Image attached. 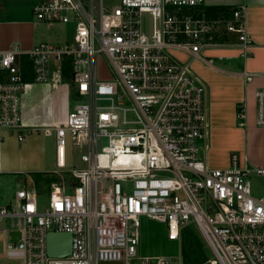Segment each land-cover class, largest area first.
I'll use <instances>...</instances> for the list:
<instances>
[{
  "label": "built area",
  "instance_id": "built-area-1",
  "mask_svg": "<svg viewBox=\"0 0 264 264\" xmlns=\"http://www.w3.org/2000/svg\"><path fill=\"white\" fill-rule=\"evenodd\" d=\"M105 1L97 10L96 0H40L37 19L74 21V43H42L28 53L0 50V130H13L20 142L33 134L53 137L57 145L48 207L42 209L37 191L20 190L14 205L0 208V237L4 220H20V237L9 243L7 258L22 264H188L183 255H139L143 220L150 219L166 224L174 240L198 228L214 257L193 264H264V195L254 194L251 180L264 178V167L248 166L237 152L228 167L210 164L207 89L184 59L201 58L222 23L193 18L191 11L206 0ZM245 10L239 6L224 24L239 35L244 57L252 49ZM146 13L154 19L151 35L142 27ZM25 54L35 83L48 82L50 56L71 61L80 103L65 125L23 126ZM237 118L247 119L244 102ZM256 125L264 128V89L256 91ZM73 155L86 169L71 168ZM50 232L72 235L69 256L48 255Z\"/></svg>",
  "mask_w": 264,
  "mask_h": 264
},
{
  "label": "crops",
  "instance_id": "crops-1",
  "mask_svg": "<svg viewBox=\"0 0 264 264\" xmlns=\"http://www.w3.org/2000/svg\"><path fill=\"white\" fill-rule=\"evenodd\" d=\"M39 1L0 0L1 51L17 47L28 53L42 43L53 46L69 44L53 43L57 38L52 34L55 28L65 24L38 20L34 8ZM243 4L246 7L245 31L252 41V49L246 57L242 54L238 35L228 32L224 26ZM191 15L210 23L221 22L223 27L219 35L228 36L222 43L205 47L201 58L184 57L207 89L213 141L209 162L215 168L228 167L231 153L237 152L248 166L264 167V128L256 125V91L264 89V0H206L202 7L191 11ZM231 36L236 38L233 40ZM21 63L23 70L24 64L30 63L31 66L26 54L21 56ZM105 71L102 68L103 77L108 76ZM26 78L29 84L22 96L23 126L64 125L72 113V96L76 97L74 86L63 83L62 73V80L35 83L30 69V76ZM242 102L247 108L244 122L237 118L238 106ZM58 115L63 116L57 121ZM216 139L228 142V148L217 146ZM235 145L241 146L242 151L233 150ZM56 170L57 145L53 137L33 134L20 142L13 130H0V208L14 205L20 190H35L39 195L38 188L42 183L52 187ZM37 175L40 179L36 178ZM152 225L154 229L150 230ZM165 227L166 224L150 219L143 221L139 251L144 257H164L172 252L170 245L174 239L170 238L169 231L167 237H163ZM16 232V228L10 230V242Z\"/></svg>",
  "mask_w": 264,
  "mask_h": 264
},
{
  "label": "rangeland",
  "instance_id": "rangeland-1",
  "mask_svg": "<svg viewBox=\"0 0 264 264\" xmlns=\"http://www.w3.org/2000/svg\"><path fill=\"white\" fill-rule=\"evenodd\" d=\"M111 0H106L105 1V5L109 6L111 4ZM96 4H97V10L99 7V0H96ZM142 27L143 30L147 33V34H152L153 30H154V19L152 17L151 14H143L142 15ZM75 29H76V25L74 21H71L69 24L67 25H59L55 28V32L52 33L54 36H57V38L55 39V42H53L54 44L59 43H69L72 44L75 41ZM57 34V35H56ZM49 79L48 82H52V80H62L61 79V69H62V64L60 62H57L54 60L53 56L49 57ZM101 69L103 68L104 70H106L105 64H101ZM63 83H68L66 81H64ZM80 103V100H78L74 95L72 96V111H74L76 105ZM23 112V109H22ZM63 115H58L56 120H60V118ZM59 123H61V121H59ZM65 125V124H64ZM245 126H243L244 128ZM37 135V134H34ZM42 136V135H39ZM219 139V138H218ZM216 139V145L217 146H222L225 150L226 148H228V142L224 141V140H218ZM101 144L103 145L104 143L101 142ZM202 144V143H201ZM208 144H209V151H208V157L210 154V150L213 144L212 141V134H211V130H210V126H209V134H208ZM233 150L234 148H236V150L238 151H242L241 150V146L235 145L234 147H232ZM71 164H72V169H78V170H83L86 169L87 164L84 163L80 156H74L73 159L71 160ZM72 177L69 175L68 176V187L73 189L74 186L72 185ZM252 180V184H253V191L254 194L258 195V196H263L264 195V178L263 177H259V176H253L251 178ZM55 182V181H54ZM53 182V183H54ZM74 185H76V182H73ZM48 183L45 184H41L38 188L40 194H39V199H40V203L42 205V209H45L48 207L49 205V199H50V188H48ZM30 188V187H29ZM41 189V190H40ZM145 220V219H144ZM143 220V221H144ZM20 222L19 219H6L4 220L1 225L4 229H7L3 235L0 237V264H22L19 261H11L7 258V248L10 242V230L12 228H17V223ZM167 226V225H166ZM154 229V225L151 226L150 230ZM165 231L166 233L164 234V238L167 237L168 235V226L165 227ZM190 234H195L198 236V238L200 239V241L202 242L203 245V249H204V254L207 256V258H213V253L212 250L210 249V247L208 246V244L206 243V241L204 240L203 236L201 235L200 231L198 230V228L196 226H191L190 228ZM183 234V233H182ZM189 235L187 234H183L182 237L179 240H172V244L170 245V249L172 250L171 253L169 254H165L163 255L166 258L169 259H177L179 258L181 255H183L184 261H187V258L191 257L193 255V252L191 250V245L189 243L188 240ZM168 242H166V246L168 247ZM183 250V253H182ZM138 253L139 255L143 253H141V251H139V247H138ZM188 262V261H187ZM101 264H122V263H101Z\"/></svg>",
  "mask_w": 264,
  "mask_h": 264
},
{
  "label": "trees",
  "instance_id": "trees-1",
  "mask_svg": "<svg viewBox=\"0 0 264 264\" xmlns=\"http://www.w3.org/2000/svg\"><path fill=\"white\" fill-rule=\"evenodd\" d=\"M217 33H214L213 38L211 39L212 44L222 43V41H225L226 37H228L227 35L224 36V34L219 35V32H217ZM235 38H236L235 36H231V39L234 40ZM238 39H239V35H238ZM23 68H24L25 77L27 76L29 78L30 69H31L30 63L28 65L24 64ZM61 73H62V79L64 81L70 83L73 86V83H72L73 68H72V63L69 59H67L63 62ZM36 178L40 179V176L37 175ZM50 188H52V187H50ZM184 233L189 235L188 240H189V243L191 245V250L193 252V255L191 257L187 258L188 262L186 261V263L193 264V263H202V262L206 261L208 258L204 254L203 245H202V242L200 241V239L198 238V236L195 234H190L191 233L190 228L184 229L183 234ZM182 253H183V250H182Z\"/></svg>",
  "mask_w": 264,
  "mask_h": 264
},
{
  "label": "water",
  "instance_id": "water-1",
  "mask_svg": "<svg viewBox=\"0 0 264 264\" xmlns=\"http://www.w3.org/2000/svg\"><path fill=\"white\" fill-rule=\"evenodd\" d=\"M20 233L12 235V242H17ZM72 251V235L65 232H50L47 236V252L51 258H65Z\"/></svg>",
  "mask_w": 264,
  "mask_h": 264
},
{
  "label": "bare ground",
  "instance_id": "bare-ground-1",
  "mask_svg": "<svg viewBox=\"0 0 264 264\" xmlns=\"http://www.w3.org/2000/svg\"><path fill=\"white\" fill-rule=\"evenodd\" d=\"M80 141H82V139L77 140V142H80Z\"/></svg>",
  "mask_w": 264,
  "mask_h": 264
}]
</instances>
